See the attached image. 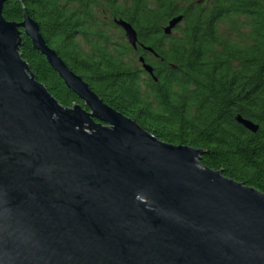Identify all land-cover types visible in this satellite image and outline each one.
Wrapping results in <instances>:
<instances>
[{
	"label": "water",
	"instance_id": "1",
	"mask_svg": "<svg viewBox=\"0 0 264 264\" xmlns=\"http://www.w3.org/2000/svg\"><path fill=\"white\" fill-rule=\"evenodd\" d=\"M7 1L0 264H264V193L203 167L202 151L162 141L109 106L49 46L28 10L20 24L5 19ZM182 21L172 19L165 35ZM115 23L137 49L134 27ZM23 34L83 105L63 106L30 73Z\"/></svg>",
	"mask_w": 264,
	"mask_h": 264
},
{
	"label": "trees",
	"instance_id": "2",
	"mask_svg": "<svg viewBox=\"0 0 264 264\" xmlns=\"http://www.w3.org/2000/svg\"><path fill=\"white\" fill-rule=\"evenodd\" d=\"M25 10L105 103L162 141L202 151L203 167L264 193V0H8L3 15L20 24ZM115 20L134 27L137 49ZM22 43L30 73L63 106L83 105L24 34Z\"/></svg>",
	"mask_w": 264,
	"mask_h": 264
},
{
	"label": "rangeland",
	"instance_id": "3",
	"mask_svg": "<svg viewBox=\"0 0 264 264\" xmlns=\"http://www.w3.org/2000/svg\"><path fill=\"white\" fill-rule=\"evenodd\" d=\"M90 132V131H89Z\"/></svg>",
	"mask_w": 264,
	"mask_h": 264
}]
</instances>
